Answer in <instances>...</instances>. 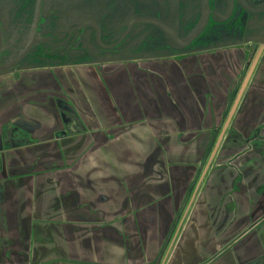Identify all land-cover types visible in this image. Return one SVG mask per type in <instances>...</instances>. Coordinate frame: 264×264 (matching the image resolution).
<instances>
[{
    "label": "crops",
    "instance_id": "0c3cea01",
    "mask_svg": "<svg viewBox=\"0 0 264 264\" xmlns=\"http://www.w3.org/2000/svg\"><path fill=\"white\" fill-rule=\"evenodd\" d=\"M172 63L179 88L81 68L0 105V264H264V65L190 206L244 63L200 99ZM56 99L86 131L57 135ZM16 123L34 130L13 147Z\"/></svg>",
    "mask_w": 264,
    "mask_h": 264
},
{
    "label": "flooded vegetation",
    "instance_id": "af4514ba",
    "mask_svg": "<svg viewBox=\"0 0 264 264\" xmlns=\"http://www.w3.org/2000/svg\"><path fill=\"white\" fill-rule=\"evenodd\" d=\"M262 50L254 74L264 65V0H0V105L8 94L15 102L24 90L23 82L26 89L36 86L31 82L43 75L41 71H47L46 82L51 75H73L81 68H128L131 87L136 81L140 88L150 80L146 76L156 77L159 65L166 62L180 63L193 73L203 69L223 79L226 63H244L221 127L198 170L201 176L192 185V199L208 172L205 167L244 78ZM230 54H234L231 59ZM224 86L216 80V88ZM55 104L65 124L59 137L87 130L72 108L74 100L56 99ZM33 130V126L16 123L5 142L13 147L25 145Z\"/></svg>",
    "mask_w": 264,
    "mask_h": 264
},
{
    "label": "rangeland",
    "instance_id": "374dc122",
    "mask_svg": "<svg viewBox=\"0 0 264 264\" xmlns=\"http://www.w3.org/2000/svg\"><path fill=\"white\" fill-rule=\"evenodd\" d=\"M231 55L232 56H234V54H230V59H231ZM160 67L159 68H161V69H157L156 71H157V73L162 77L164 74L166 75V78H167V80H169V79H171V81L172 82H175V83H166L167 84V86H169L170 88H174V86H176V87H178L179 86V80L177 79V77L178 76H180L179 75V71L178 70H176V69H174V64L173 63H171V62H166V63H164L163 64V66H161V65H159ZM176 67V66H175ZM181 67H182V65H181ZM155 70V69H154ZM77 71V73L78 72H80V71H83L82 69H77L76 70ZM188 71H190V72H188ZM186 73H184V75H185V78L187 79V80H189V81H191L192 82V84L194 85V83L196 84V88H198V93H199V99L201 98V94L200 93H202V90H207V88L209 87V86H212V87H215V84H216V78L215 77H212L211 75H208V73H207V71L206 70H203L202 69V71H201V69H199L198 70V73H194V74H192V71L189 69ZM129 71H128V68H118V69H116V68H114V69H111V70H108V67L106 68H103V69H99V70H97V73L98 74H100L99 75V77L101 78V77H104V75L105 74H107V75H110V76H113L114 78H116V76H119L120 75V79H118L119 81H121V85H125L124 84V82H122L123 81V79L125 78V75H126V73H128ZM40 74H43V75H41L39 78H36V76H34V75H31V76H33V78H36V80H32V82L31 83H33V84H36V86H33V85H31V86H29V88L28 89H26L25 87L26 86H28L26 83L24 84V82L21 84L22 85V87L24 88V91H32V90H38V89H40V90H45V91H47V89H53V86H51V81L52 82H57V83H59L58 82V80L55 78V77H52V75L50 76V78H55L54 80L55 81H53V80H49V81H46V82H44V76H46L47 75V71H41V72H39ZM191 73V74H190ZM69 74V73H68ZM63 74H61L60 73V75L59 76H62ZM169 75H171V76H173V77H175L174 78V80H173V78L172 77H170ZM128 76H130V75H128ZM62 77H64V76H62ZM71 78H73L72 77V75H71ZM109 78L110 77H108L105 81H110L109 80ZM154 79V81H155V83L153 82V84H154V86H157V76L155 77V78H153ZM175 79L177 80V82L175 81ZM25 82L26 81H29V80H24ZM194 82V83H193ZM47 83V84H46ZM64 83H65V85H66V87L67 88H69V84H68V82H66L65 80H64ZM135 86V85H134ZM70 87H71V85H70ZM79 87H80V85H78V84H75V88H78L79 89ZM12 88H14V87H12ZM137 88H138V85H137ZM141 88V87H140ZM179 88V87H178ZM7 91H9V92H12L13 90L12 89H10V90H7ZM19 92V91H18ZM183 95L184 96H188L189 98H190V96H189V92H187V90H184V93H183ZM191 95V94H190ZM8 96V97H7ZM7 97V99H6V101H4L5 102V104H9L10 102H12V101H14V96L13 95H11V94H8V95H6L5 96V98ZM193 98V97H192ZM3 102V103H4ZM151 103H153L154 101L153 100H151L150 101ZM3 103L1 104V106L3 105ZM94 141H96L97 142V139L96 140H94ZM153 165V163H151V164H149V166H152Z\"/></svg>",
    "mask_w": 264,
    "mask_h": 264
},
{
    "label": "water",
    "instance_id": "95a60500",
    "mask_svg": "<svg viewBox=\"0 0 264 264\" xmlns=\"http://www.w3.org/2000/svg\"><path fill=\"white\" fill-rule=\"evenodd\" d=\"M262 52H263V50L260 51V52L256 55V57L254 58V60H253V62H252V64H251V66H250V68H249V71L247 72V74H246V76H245V78H244V81H243V83H242V85H241V88H240V90H239V92H238V95H237V97H236V100H235V102H234L232 108H231L230 111H229V115H228V117H227L226 123H225L224 126H223V129H222L221 134H220V136H219V138H218V140H217V142H216V145H215V147H214V150H213V152H212V154H211V156H210V158H209V160H208V163H207V165H206V167H205V173L208 171V169H209L210 166L212 165V162H213V160H214V158H215V156H216V153H217L219 147L221 146V143H222V141H223V139H224V136H225V133H226V131H227V129H228V126H229V124H230V122H231V120H232L234 114H235L236 111H237V108H238L239 103H240V101H241V99H242V96L244 95L245 90H246L248 84L250 83V81H251V79H252V77H253V74H254V72H255V69H256V67H257V64H258L259 61H260V58H261ZM200 184H201V181L199 182V184H198V186H197V189L195 190V193H196L197 190L199 189ZM195 193H194L193 198L191 199V201H190V203H189L190 206H191V204H192V202H193V199H194V197H195Z\"/></svg>",
    "mask_w": 264,
    "mask_h": 264
}]
</instances>
